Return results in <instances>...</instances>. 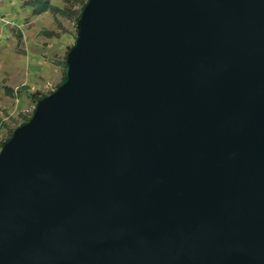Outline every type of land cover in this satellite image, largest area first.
Instances as JSON below:
<instances>
[{
    "label": "water",
    "instance_id": "95a60500",
    "mask_svg": "<svg viewBox=\"0 0 264 264\" xmlns=\"http://www.w3.org/2000/svg\"><path fill=\"white\" fill-rule=\"evenodd\" d=\"M77 28L0 152V264H264V0H89Z\"/></svg>",
    "mask_w": 264,
    "mask_h": 264
},
{
    "label": "rangeland",
    "instance_id": "374dc122",
    "mask_svg": "<svg viewBox=\"0 0 264 264\" xmlns=\"http://www.w3.org/2000/svg\"><path fill=\"white\" fill-rule=\"evenodd\" d=\"M31 1L0 0V152L15 129L33 116L37 96L51 94L63 80L78 37V18L89 0L51 1L67 14H36ZM8 86L12 95L5 93Z\"/></svg>",
    "mask_w": 264,
    "mask_h": 264
},
{
    "label": "trees",
    "instance_id": "16d2710c",
    "mask_svg": "<svg viewBox=\"0 0 264 264\" xmlns=\"http://www.w3.org/2000/svg\"><path fill=\"white\" fill-rule=\"evenodd\" d=\"M51 1L52 0H33L28 4L33 8L34 13H36V14H41V13H44L48 10H52L53 12H56V13L67 14V11L65 9H62L59 6L52 4ZM86 4H87V2L83 5L82 11H83L84 7L86 6ZM48 35L52 36V35H56V34L54 32H48ZM64 65L66 66V62ZM5 88H6L5 92L7 95L13 94V90L11 88H9V87H5ZM34 95H37V94H34ZM37 97L39 99L40 96H37ZM30 119L31 118H29L28 121ZM10 138L11 137H9V139ZM5 143L6 142H4L2 145H4Z\"/></svg>",
    "mask_w": 264,
    "mask_h": 264
},
{
    "label": "crops",
    "instance_id": "0c3cea01",
    "mask_svg": "<svg viewBox=\"0 0 264 264\" xmlns=\"http://www.w3.org/2000/svg\"><path fill=\"white\" fill-rule=\"evenodd\" d=\"M9 87V86H8ZM6 93V92H5Z\"/></svg>",
    "mask_w": 264,
    "mask_h": 264
}]
</instances>
